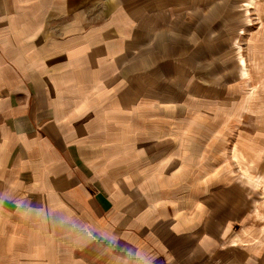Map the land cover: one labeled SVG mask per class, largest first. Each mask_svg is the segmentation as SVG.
Here are the masks:
<instances>
[{
	"label": "crops",
	"instance_id": "1",
	"mask_svg": "<svg viewBox=\"0 0 264 264\" xmlns=\"http://www.w3.org/2000/svg\"><path fill=\"white\" fill-rule=\"evenodd\" d=\"M246 1L0 0V264H264Z\"/></svg>",
	"mask_w": 264,
	"mask_h": 264
},
{
	"label": "rangeland",
	"instance_id": "2",
	"mask_svg": "<svg viewBox=\"0 0 264 264\" xmlns=\"http://www.w3.org/2000/svg\"><path fill=\"white\" fill-rule=\"evenodd\" d=\"M233 1L235 3V2H240L242 0H233ZM259 3L261 4L260 6L262 8H264V0H247L246 3H245V7L246 8H251V7H254V8L256 7L257 8V6H258ZM240 60L243 61L242 58H240ZM242 127H243V130L246 133H249V134H255V133H257V128L254 126V122L253 121L246 120L245 123H244V126H242ZM239 129L242 130L241 127ZM236 131H237V128L235 129V132ZM246 178L247 179L249 178V180H251V177H249V176H246ZM252 182H254V181H252ZM253 184L255 186V183H253ZM260 227H261L260 229L262 230V234H264V224H262Z\"/></svg>",
	"mask_w": 264,
	"mask_h": 264
},
{
	"label": "clouds",
	"instance_id": "3",
	"mask_svg": "<svg viewBox=\"0 0 264 264\" xmlns=\"http://www.w3.org/2000/svg\"><path fill=\"white\" fill-rule=\"evenodd\" d=\"M148 264H154V262L153 261H149Z\"/></svg>",
	"mask_w": 264,
	"mask_h": 264
}]
</instances>
